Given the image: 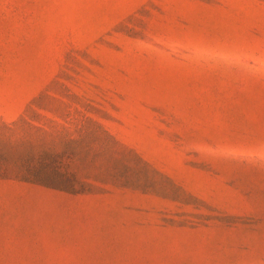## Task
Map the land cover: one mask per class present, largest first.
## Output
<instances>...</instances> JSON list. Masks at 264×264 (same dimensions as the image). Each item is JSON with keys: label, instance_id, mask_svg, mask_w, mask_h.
<instances>
[{"label": "rangeland", "instance_id": "1", "mask_svg": "<svg viewBox=\"0 0 264 264\" xmlns=\"http://www.w3.org/2000/svg\"><path fill=\"white\" fill-rule=\"evenodd\" d=\"M0 264H264V0H0Z\"/></svg>", "mask_w": 264, "mask_h": 264}]
</instances>
